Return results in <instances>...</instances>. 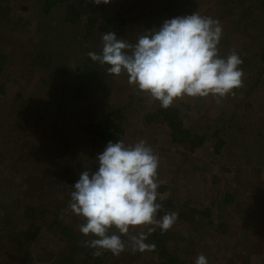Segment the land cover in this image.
Wrapping results in <instances>:
<instances>
[{"label":"rangeland","instance_id":"374dc122","mask_svg":"<svg viewBox=\"0 0 264 264\" xmlns=\"http://www.w3.org/2000/svg\"><path fill=\"white\" fill-rule=\"evenodd\" d=\"M73 1L84 7L92 0H65L49 14L43 12L44 0H0V53L8 57L0 73L7 83L6 96L0 95V264H22L9 234L27 226V206L70 205L74 189L63 169L76 160L84 170H93V146L86 128L94 123L106 126L110 112L117 108L122 109L119 119L125 136L146 139L169 166L166 178L157 181L159 187L168 186L158 188L159 195L166 197L165 208L177 213L180 203L189 202L210 211L201 213L192 226L177 219L169 230L160 231L169 249L182 261L191 259L192 264L200 254L208 264H264V64L256 57L259 45H264V0L243 2L221 22L219 55L239 53L242 85L223 98L185 95L172 103L185 126L207 134L204 145L190 154L170 144L156 123L144 120L160 104L158 100L130 84L126 73L110 74L108 65L91 60L88 53H100L106 32L88 33L85 16L80 24H67L66 6ZM105 5L109 17L118 12L124 16L123 25L117 21L113 31L118 39L133 45L166 19L194 12L211 17L223 6L222 0H111ZM85 63L96 67L101 76L90 86L89 95L77 98L75 74ZM63 65L69 72L62 70ZM32 95L48 103L51 100L47 106L53 109L45 122L29 123L28 142H32L23 150L20 139L25 132L18 123L24 122L22 116L18 115V121L16 116L17 125L10 129L3 102L11 104L15 98L21 101ZM116 113L119 117L120 112ZM30 149H34L32 155L27 154ZM226 191L233 193L229 203ZM69 218V222L75 219L78 228L84 223L71 209ZM145 230L130 227L126 236ZM82 241L70 244L42 230L29 246L32 264H71L66 262L71 256L76 258L73 264H84V250L71 248L83 245ZM101 255L103 264H158L163 260L150 250L133 252L130 245L118 256L110 251Z\"/></svg>","mask_w":264,"mask_h":264},{"label":"clouds","instance_id":"9594fccd","mask_svg":"<svg viewBox=\"0 0 264 264\" xmlns=\"http://www.w3.org/2000/svg\"><path fill=\"white\" fill-rule=\"evenodd\" d=\"M111 0H92L96 5ZM223 26L218 19L194 12L163 21L159 28L141 35L129 44L114 31L102 36L100 53L89 52L92 61L108 65V72L128 76V82L147 92L162 108L170 107L182 96L223 98L242 85L243 61L235 50L219 55ZM95 171L84 170L73 184L71 211L84 218L79 231L96 238L84 245L96 249L95 255L110 251L119 255L131 246L133 252L154 245L147 238L157 228L169 230L178 213L164 206L166 197L158 193L159 157L147 141L134 144L109 140L97 153ZM145 231L128 237L130 227ZM115 228L118 232H111ZM195 264H208L200 254Z\"/></svg>","mask_w":264,"mask_h":264},{"label":"trees","instance_id":"16d2710c","mask_svg":"<svg viewBox=\"0 0 264 264\" xmlns=\"http://www.w3.org/2000/svg\"><path fill=\"white\" fill-rule=\"evenodd\" d=\"M247 0H222V7H219L215 12H212V18L218 19L220 22H225V17L228 14L232 13L235 10L240 9L243 6V2ZM249 1V0H248ZM65 0H44L43 3V12L49 14L51 10L60 4L64 3ZM107 6L105 4L96 5L92 1L86 3L83 7L78 6L76 1L70 2L66 6L64 21L69 25L80 24L82 18L85 16L87 18V27L86 30L88 33H91L93 30L100 29L99 31L103 32H112L115 26V23L118 21V24L123 25L124 16L121 13L112 18L107 15ZM214 10V9H211ZM211 12V11H210ZM74 23V24H73ZM97 24H99L98 28ZM123 40V39H122ZM124 41V40H123ZM256 57L262 61L264 64V45H259V50L256 52ZM245 57L243 58V60ZM8 57L4 53H0V73L2 68L7 65ZM47 66L51 62L45 63ZM44 64V66H46ZM63 71L69 72L68 66L63 65ZM100 73L96 67H93L89 63H85L82 66L77 68V73L75 74L76 82L73 84L75 96L77 98L85 97L89 95L90 86L99 79ZM57 77H53L54 82ZM7 83L0 78V95L4 98L7 94L6 92ZM9 104L3 102L5 110L7 111V118L5 120L9 121V128L15 129L14 126L17 125L14 119L17 116V121L19 120L18 115L22 116V121H18L21 128L24 129V136L20 139L23 150L31 144V140L28 142V125L35 120L34 122H45V119L50 110L53 108L47 106L48 99L41 97L31 96L25 100L18 98V101H15ZM53 107V106H52ZM250 107V105H248ZM122 109H115L110 112L109 117L106 121V126H103L101 123H94L91 126L86 128V131L91 134V144L93 146L92 155L94 159L93 170H96L97 167V153L101 152L106 146L109 140L117 141L122 140L125 144H134L139 140L125 136V129L123 123L119 119L123 117L121 114ZM116 112H120L118 114ZM28 115V116H27ZM30 119V120H29ZM119 119V120H118ZM28 120V121H26ZM148 124L156 123L160 131H163L167 134V139L172 145L180 146L186 150L189 154L195 152L199 147L203 146L205 141L208 139L207 134H200L189 127L185 126L179 109L175 105H171L167 109L162 108L160 104L152 112L145 114L144 119ZM26 135V136H25ZM31 134H29L30 137ZM141 140V139H140ZM147 141L146 139H143ZM222 145L224 142L221 140ZM219 142V144H221ZM147 143L152 147L155 154L158 155L159 149L153 146L150 142ZM217 151H219L220 146H216ZM27 152V150H25ZM29 152V151H28ZM34 149H30V153L33 154ZM26 154V153H25ZM24 154V158L28 160L29 158ZM159 157V168H158V180L161 181L163 178H166L169 171V166L166 164L165 160ZM71 160V157H68L67 162ZM78 161V160H77ZM84 171V167L80 162L67 163L63 169V175L67 179V182L72 185L79 178V174ZM168 188L167 185H160L159 190H165ZM225 200L227 203L233 200V193L231 191H226L224 193ZM209 213V210L205 212L198 209L195 206H192L189 202H182L179 204L177 213L180 223L187 224L192 226L193 223L197 222L198 216L201 213ZM24 216L29 220L27 226L22 229L13 230L9 234V240H13L16 251L17 247L20 251L19 261L22 264H32L33 258L31 256L29 246L32 242L38 239L42 230H47L52 233L55 237H59L61 240H66L70 244L77 243L78 240H83V245L77 247V245L71 246L73 249H82L84 250L86 257L84 264H103L104 258L102 255H95L96 249L84 246V241L91 240L96 237L91 234L85 236L79 231V228L76 227L75 219H72V222H69L70 218V207L65 203L61 202H50L43 203L39 206H27L24 210ZM112 229H115L114 227ZM110 229V230H112ZM117 230V229H116ZM115 230V231H116ZM122 239L128 240L127 236H123ZM148 244L154 245L155 247L149 249L151 252L160 254L163 257L162 261H159L158 264H192L191 259L181 260L176 253H173L169 249L167 241L160 234V230L156 229L151 235L147 238ZM83 247V248H82ZM18 257V254H14ZM74 256L68 257L66 262L73 264ZM65 261V260H64ZM157 264V263H156Z\"/></svg>","mask_w":264,"mask_h":264},{"label":"crops","instance_id":"0c3cea01","mask_svg":"<svg viewBox=\"0 0 264 264\" xmlns=\"http://www.w3.org/2000/svg\"><path fill=\"white\" fill-rule=\"evenodd\" d=\"M204 210H209L208 208H205ZM207 221H209L208 219H207Z\"/></svg>","mask_w":264,"mask_h":264}]
</instances>
